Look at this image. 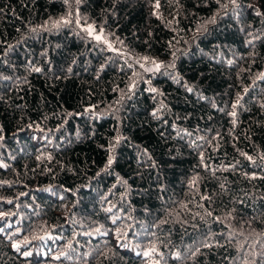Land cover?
I'll use <instances>...</instances> for the list:
<instances>
[{"label": "trees", "instance_id": "obj_1", "mask_svg": "<svg viewBox=\"0 0 264 264\" xmlns=\"http://www.w3.org/2000/svg\"><path fill=\"white\" fill-rule=\"evenodd\" d=\"M0 264H264V0H0Z\"/></svg>", "mask_w": 264, "mask_h": 264}, {"label": "rangeland", "instance_id": "obj_2", "mask_svg": "<svg viewBox=\"0 0 264 264\" xmlns=\"http://www.w3.org/2000/svg\"><path fill=\"white\" fill-rule=\"evenodd\" d=\"M147 68H149V69H153V67L152 66H149V67H147ZM155 68V67H154Z\"/></svg>", "mask_w": 264, "mask_h": 264}, {"label": "snow or ice", "instance_id": "obj_3", "mask_svg": "<svg viewBox=\"0 0 264 264\" xmlns=\"http://www.w3.org/2000/svg\"><path fill=\"white\" fill-rule=\"evenodd\" d=\"M97 39H100V37L98 36Z\"/></svg>", "mask_w": 264, "mask_h": 264}]
</instances>
